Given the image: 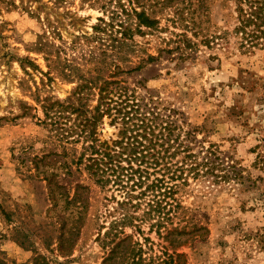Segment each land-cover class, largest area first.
Instances as JSON below:
<instances>
[{
  "label": "rangeland",
  "instance_id": "374dc122",
  "mask_svg": "<svg viewBox=\"0 0 264 264\" xmlns=\"http://www.w3.org/2000/svg\"><path fill=\"white\" fill-rule=\"evenodd\" d=\"M237 1L0 0V264H264L261 190L163 169L193 130L264 177Z\"/></svg>",
  "mask_w": 264,
  "mask_h": 264
},
{
  "label": "trees",
  "instance_id": "16d2710c",
  "mask_svg": "<svg viewBox=\"0 0 264 264\" xmlns=\"http://www.w3.org/2000/svg\"><path fill=\"white\" fill-rule=\"evenodd\" d=\"M235 20L237 24L233 29V34L241 48L246 51L264 48V0H238ZM225 36L226 33H223V38ZM189 134L192 137L189 140V145L185 148V157L176 164H168L169 162H167V166L163 168L165 172H189L194 179H207L215 185L233 183L236 186L257 191L261 190L260 197L264 198L263 176H254L232 157H222L219 150L213 145L208 147L201 145L196 140L195 131L191 130ZM193 146H197L199 152H195ZM254 168L259 171L264 170L263 155H258ZM166 206H168V203ZM159 212L157 222L158 226L161 227L165 224L164 221L171 220V218L168 214L170 211L164 213L163 210L159 209ZM132 253L133 259H135L138 254L135 251H132Z\"/></svg>",
  "mask_w": 264,
  "mask_h": 264
}]
</instances>
